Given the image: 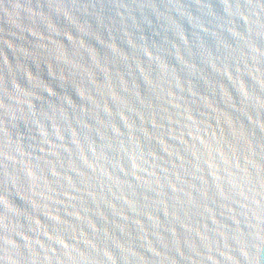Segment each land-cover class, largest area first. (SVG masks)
Returning a JSON list of instances; mask_svg holds the SVG:
<instances>
[{
	"label": "water",
	"instance_id": "obj_1",
	"mask_svg": "<svg viewBox=\"0 0 264 264\" xmlns=\"http://www.w3.org/2000/svg\"><path fill=\"white\" fill-rule=\"evenodd\" d=\"M0 264H264V0H0Z\"/></svg>",
	"mask_w": 264,
	"mask_h": 264
}]
</instances>
